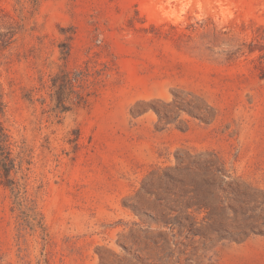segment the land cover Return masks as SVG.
Masks as SVG:
<instances>
[{"label":"rangeland","instance_id":"rangeland-1","mask_svg":"<svg viewBox=\"0 0 264 264\" xmlns=\"http://www.w3.org/2000/svg\"><path fill=\"white\" fill-rule=\"evenodd\" d=\"M0 109V264H264V0H0Z\"/></svg>","mask_w":264,"mask_h":264},{"label":"trees","instance_id":"trees-1","mask_svg":"<svg viewBox=\"0 0 264 264\" xmlns=\"http://www.w3.org/2000/svg\"><path fill=\"white\" fill-rule=\"evenodd\" d=\"M90 75L89 70H85L76 74L74 78L69 76L66 77L65 86H63V84L62 86H59L58 97L68 89L74 91V81L82 82ZM99 75H101V72H99ZM79 97L81 101L84 99L82 96ZM60 100L62 99L60 98ZM60 103L61 102H59V104ZM60 107L62 111H66L67 109L63 103L60 104ZM2 115L3 111L0 109V179L5 186L15 189L17 188V184L12 178V175L17 167V158L13 155V148L16 147V145L1 121Z\"/></svg>","mask_w":264,"mask_h":264}]
</instances>
